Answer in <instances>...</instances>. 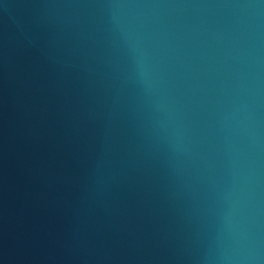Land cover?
Returning a JSON list of instances; mask_svg holds the SVG:
<instances>
[{
	"label": "water",
	"instance_id": "obj_1",
	"mask_svg": "<svg viewBox=\"0 0 264 264\" xmlns=\"http://www.w3.org/2000/svg\"><path fill=\"white\" fill-rule=\"evenodd\" d=\"M0 264H264V0H0Z\"/></svg>",
	"mask_w": 264,
	"mask_h": 264
}]
</instances>
